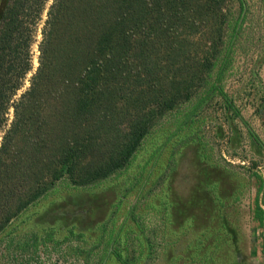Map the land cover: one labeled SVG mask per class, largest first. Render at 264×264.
Here are the masks:
<instances>
[{"label":"trees","instance_id":"obj_1","mask_svg":"<svg viewBox=\"0 0 264 264\" xmlns=\"http://www.w3.org/2000/svg\"><path fill=\"white\" fill-rule=\"evenodd\" d=\"M48 1L0 0V233L58 183L87 187L126 169L159 120L201 92L242 119L221 80L244 0Z\"/></svg>","mask_w":264,"mask_h":264},{"label":"rangeland","instance_id":"obj_2","mask_svg":"<svg viewBox=\"0 0 264 264\" xmlns=\"http://www.w3.org/2000/svg\"><path fill=\"white\" fill-rule=\"evenodd\" d=\"M244 5L221 80L242 119L201 92L159 120L126 169L82 188L60 182L12 220L0 264H119L113 251L131 264H264L253 217L255 175L264 212V0Z\"/></svg>","mask_w":264,"mask_h":264}]
</instances>
